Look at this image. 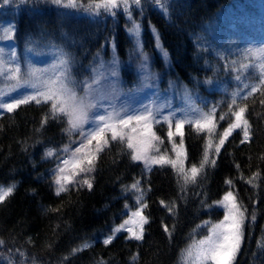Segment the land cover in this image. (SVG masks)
Instances as JSON below:
<instances>
[{"label":"trees","instance_id":"1","mask_svg":"<svg viewBox=\"0 0 264 264\" xmlns=\"http://www.w3.org/2000/svg\"><path fill=\"white\" fill-rule=\"evenodd\" d=\"M174 3L171 19H165L153 5L145 8L142 17L138 11L133 12L141 23L144 49L152 59V69L162 76L160 89L168 87L169 79L178 80L196 96L203 97L209 106L220 102L217 120L221 112L227 115L217 124V133L234 121L228 104L230 93L238 91L237 106L247 105L244 119L248 121L249 139L244 138L243 126L234 129L216 157V166H206L205 174L198 177L196 184H188L183 192L182 182L177 183L178 177L170 165H154L146 171L143 162L131 161L123 147L113 142L100 153L96 171L88 177H94L91 191L69 186L68 192L57 196L51 171L57 157L42 158L45 149L60 150L70 145L69 135L61 131L66 123L50 121L38 133L35 129L40 127L47 106L30 103L12 113L0 110V186L16 184L14 193L0 202V240L4 241L0 245V264H178L180 249L188 243L192 230L202 221L216 222L223 218L222 208H205L202 201L212 205L219 200L229 190L226 179L233 180V190L248 207L249 218L253 207L256 211L254 223L246 220L244 243L234 264H264V247L258 248V241L264 237V104L261 103L264 88L244 99L251 91V87L244 85L258 84L259 72L255 67L240 69L241 63H258L243 58V49L264 46V0H174ZM8 7L18 8V19L12 23L15 27L8 36L4 31L8 17L0 13V47L6 52L15 48L22 62L25 57L19 53L25 46L33 53L49 41L61 40L65 50L74 56L73 75L79 80L89 76L90 71L85 69H90L98 50L107 59L110 45L105 41L114 36L122 64L121 77L127 82L124 88L132 84L133 60L131 68L126 67L132 40L125 26L130 23L122 11L115 19L104 15L89 17L82 11L66 15L72 10L53 5L50 0L38 3L13 0ZM95 19L97 23L93 22ZM150 24L155 26L169 53L167 63L155 49ZM217 53L229 62L228 68L223 67L225 59ZM232 60L237 63L231 65ZM208 77L213 78L212 85L202 83ZM196 103L200 104V100ZM155 130L157 135L166 137V125H157ZM183 131L188 154L185 167L189 168L193 163L199 164L208 134L196 132L188 124ZM78 134L73 133L71 140ZM211 139L215 145L219 136ZM175 140L179 143L178 136ZM165 145L171 148L167 140ZM169 155L174 158V153L169 151ZM137 179L148 205L144 215L149 222L144 226L143 239L130 238L124 229L105 245L103 240L129 214L125 203L131 210L137 206L134 192H121L122 185H131ZM248 179L253 183L248 184ZM169 207H173V212H169ZM164 225L170 230L175 225L171 241ZM207 234V228L198 229L196 238ZM85 242L91 246L73 253Z\"/></svg>","mask_w":264,"mask_h":264},{"label":"snow or ice","instance_id":"2","mask_svg":"<svg viewBox=\"0 0 264 264\" xmlns=\"http://www.w3.org/2000/svg\"><path fill=\"white\" fill-rule=\"evenodd\" d=\"M12 2L13 0H2L4 5ZM50 3L62 9L72 10L70 13H65L66 15L82 11L89 17L99 18L104 15L115 19L118 12L122 11L130 23V26H125V31L132 40V47L128 49L126 67L131 68L133 59L137 61L135 66L137 79L131 87L125 89L124 84L127 82L121 77L122 64L117 54L114 36L110 39L106 38L105 41L113 52L111 60L105 61L98 50L93 57L90 69H85L90 71V75L79 80L73 75L75 64L73 54L61 45H52L55 50L54 59L42 67L35 66L31 61H26L22 67L15 48L6 52L3 47H0V110L12 113L20 106L30 103L47 106L40 127L35 131L41 132L50 121L66 123V127L61 129L62 133L69 135L70 144L78 143L79 145L74 149H70L69 145H65L60 150L45 149L42 159L54 155L57 157L55 168L51 170L57 196L68 192L69 186L86 187L91 191L94 186V177L93 179L88 177L96 171V160L100 153L113 142L123 147L131 161L143 162L146 171H150L154 165L160 167L170 165L178 177L177 183L182 182L181 191L183 192L188 184H196L198 177L205 174L206 166L213 168L216 166V157L219 156L221 148L234 129L243 126L244 138L249 139L248 121L244 119L247 105L237 106V99L240 97L238 91L230 93L231 102L228 104L234 121L228 123L222 133H217V124L225 120L227 115L221 112L217 120L220 102L209 106L203 97L196 96L186 84L178 80L169 79L168 87L160 89L162 76L152 69V59L145 51L141 38L142 26L134 18L133 12L138 11L142 17L145 8L153 5L154 10L159 11L165 19H171V9L175 7L174 0H50ZM14 27L13 25L5 29V34L11 33ZM150 28L155 40V48L167 63L169 53L160 42L155 26L150 24ZM63 35L67 36V33ZM26 51H31V48H27ZM217 56L225 59L220 53H217ZM242 56L245 59L258 61L255 65L240 64L242 70L246 71L250 67H255L259 72L258 84L244 85V88L251 87V91L243 97L247 99V96H251L259 88H264V46L245 48ZM205 63L208 62L205 61ZM230 63L235 65L237 61L232 60ZM223 67H229L226 59ZM235 79L240 80V76H236ZM202 83L212 85L214 81L213 78L208 77ZM145 90H148V93ZM13 93H17V96H13ZM142 93L144 94L143 102L137 99ZM174 96L180 97L184 107H174L172 102ZM5 98H8L10 102H4ZM197 99L200 100V104L196 103ZM261 103L264 104V100H261ZM234 106H237L236 110L232 111ZM165 110H167L166 113ZM185 124L193 127L196 132L208 134L199 164L193 163L189 168L185 167V161L188 159L184 145ZM157 125L167 126L166 137L157 135L155 130ZM75 132L79 133L78 141L71 140ZM214 135L219 136V141L215 145L211 139ZM177 136L179 143L175 140ZM166 140L171 143L170 149L165 145ZM169 151L174 153V158L169 155ZM58 152L61 154L58 155ZM236 167L239 168V165ZM256 175V173L253 174L254 177ZM80 177L83 178L80 179ZM247 183L252 184V179H248ZM225 184L229 190L225 191L219 200L213 201L212 205L202 201V206L205 208L213 206L222 208L223 218L216 222L202 221L192 230L188 243L180 249L178 264H234L244 243L246 220L250 219L254 223L256 211L253 207L249 218L248 207L239 200L237 192L233 190V180L226 179ZM139 185L140 181L137 179L131 185L121 186L122 193L136 194L137 206L135 210H131L125 203L124 207L129 214L120 225L112 229V234L103 240L105 245H109L116 234L124 229L127 230L130 238L143 239L144 226L149 222L148 217L144 215L148 205L144 201V193ZM15 187V183L7 187L0 186V202L11 196ZM160 203L164 204V201ZM255 203L253 201V205ZM173 207H169V212H173ZM201 228H207L208 234L197 239L196 232ZM164 231L171 241L175 225L171 230L164 225ZM3 243L4 241L0 240V245ZM90 246L88 242H85L81 248L73 249V253ZM259 247H264V237L258 241ZM19 254L24 255L22 252ZM133 259H136L135 255Z\"/></svg>","mask_w":264,"mask_h":264},{"label":"rangeland","instance_id":"3","mask_svg":"<svg viewBox=\"0 0 264 264\" xmlns=\"http://www.w3.org/2000/svg\"><path fill=\"white\" fill-rule=\"evenodd\" d=\"M10 4H12V3H10ZM8 5H4L2 3V0H0V13H4L8 17V19L6 21H4V23L6 24L7 28H10V27H12V23L14 22V20L18 19V8L17 7L9 8ZM96 19L93 22H96ZM104 28H105V26L102 27V30H104ZM7 35L10 36L11 33H9ZM63 44L64 43L61 40H52V41L48 42L47 46H39L37 49V52L34 51L33 53H30V51H26V49L30 48V47L25 46L23 48V50L19 53L20 56L25 57L24 62L21 61L22 67L24 66L26 61H31L35 66H38V67H42V66L52 62V60L54 59V54H55V50L53 49L52 45H61L62 46ZM112 55H113V52H112V49L110 47L107 59L104 58L102 55L101 56L104 58L105 61H109V60H111ZM133 63L136 66L137 61L135 59H133ZM136 79H137V77L135 74V77H132L131 83H133ZM131 86H132V84L128 87H131ZM21 91H23V90H21ZM145 92L148 93V90H145ZM15 94H17V93H13V95H15ZM149 95H150V93H149ZM143 98H144L143 93L139 97H137V99H140L141 102H143ZM4 102H7V98H5ZM172 102H173L174 107H178V108L184 107L183 101L180 98H177V96L173 97ZM166 111L167 110H165V113H166ZM87 127L88 126L86 125L85 128L87 129ZM78 138H79V134L77 135V137L74 141H78ZM77 146H79L78 143L69 145L70 149H74Z\"/></svg>","mask_w":264,"mask_h":264}]
</instances>
